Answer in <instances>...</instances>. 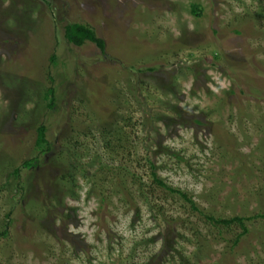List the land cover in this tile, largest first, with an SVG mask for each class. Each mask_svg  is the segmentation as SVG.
<instances>
[{
  "label": "rangeland",
  "instance_id": "obj_1",
  "mask_svg": "<svg viewBox=\"0 0 264 264\" xmlns=\"http://www.w3.org/2000/svg\"><path fill=\"white\" fill-rule=\"evenodd\" d=\"M258 215L264 0H0V264H264Z\"/></svg>",
  "mask_w": 264,
  "mask_h": 264
},
{
  "label": "trees",
  "instance_id": "obj_2",
  "mask_svg": "<svg viewBox=\"0 0 264 264\" xmlns=\"http://www.w3.org/2000/svg\"><path fill=\"white\" fill-rule=\"evenodd\" d=\"M200 11L201 10H200V7L198 5L192 6V13L194 15H196V16L202 15ZM65 39L69 44L74 45L76 47H83L87 42H90V43H94L103 53L106 50V42L103 39L99 38L97 33L95 32V30L88 25H83V24H78V23H75L72 25L71 24L67 25L65 27ZM56 61H57V57L53 56L52 63L56 65ZM49 92H50L49 96L52 95V98H49L47 95L45 98H46V100L49 101V105H48L49 109H53V108H55V103H56L55 99L53 97L54 96V90H49ZM107 132H109V131H107ZM38 135H39V137H38V141H37V145H38L37 147L39 150H41V153L44 154L48 151H51V147H50L49 142L47 140V128L45 126H42L39 128ZM106 137H107V139H105L104 141H107V143L105 142L104 148L110 149L112 140H108V138H110V137H108L107 135H106ZM38 163H39V161L37 158L32 159V160L25 162L23 164L22 168L33 169V168H35V166L38 165ZM151 169H152L153 182L158 184V186L161 188H164V189L168 188V185L166 184V182L162 178H160L157 175V173L155 172L156 166L152 163H151ZM20 173H21V169H18L15 171V175H17V176ZM64 179H66V178H64ZM168 189L171 192L182 194L185 198H187L186 195L183 194L179 190L176 191V190H172L170 188H168ZM194 209L196 211L200 212V210L197 209L196 207H194ZM259 217L264 218V215H260ZM254 218H256V217H254ZM208 220L210 222L218 225V226L224 225L226 227H230L234 224H238L243 229V233L240 234L236 238V240L234 241L235 246H237L240 243L241 239L244 236L249 234V229L247 228L246 221L251 220V218H245V217H238L237 216V217H234L232 219H217V218L211 216V217H208ZM7 234H8V232H4L2 235L6 236Z\"/></svg>",
  "mask_w": 264,
  "mask_h": 264
}]
</instances>
